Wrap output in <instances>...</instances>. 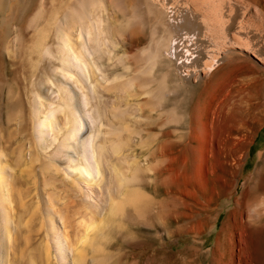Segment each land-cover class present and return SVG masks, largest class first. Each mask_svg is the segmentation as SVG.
<instances>
[{"label": "rangeland", "instance_id": "rangeland-1", "mask_svg": "<svg viewBox=\"0 0 264 264\" xmlns=\"http://www.w3.org/2000/svg\"><path fill=\"white\" fill-rule=\"evenodd\" d=\"M77 2L0 0V162L17 255L28 247L42 264H73L69 246L94 220L87 234L104 224L107 240L90 248L100 256L114 243L101 264H230L232 251L235 264H264V0H228L226 43L199 30L195 0H89L88 17L72 8ZM215 2L213 15L226 20L227 0ZM159 5L176 10L177 27ZM185 33H197L199 49L180 47L184 66L167 65L159 52L151 59L155 46ZM228 39L249 41L257 54ZM185 51L197 58L184 63ZM213 57L210 74L187 80ZM84 143L100 174L97 185L76 187L72 168L84 164ZM113 168L131 179L129 196L119 195ZM109 192L131 219L125 230L109 232ZM80 202L92 218L76 213ZM159 202L166 215L153 221Z\"/></svg>", "mask_w": 264, "mask_h": 264}, {"label": "bare ground", "instance_id": "bare-ground-1", "mask_svg": "<svg viewBox=\"0 0 264 264\" xmlns=\"http://www.w3.org/2000/svg\"><path fill=\"white\" fill-rule=\"evenodd\" d=\"M119 1V0H118ZM192 1V0H191ZM217 1V0H216ZM222 3L224 4V0H221ZM72 3V1H70ZM92 2V1H91ZM115 2V1H114ZM194 2V1H193ZM219 2V1H218ZM228 2V0H227ZM232 2V1H231ZM234 2V1H233ZM68 3V2H67ZM87 3H89V0H78L77 4H72V8L76 9V12H77V9H80L79 11L82 12L83 14H85L87 17L92 13V10H86V5ZM155 3V1H154ZM221 3V4H222ZM235 3V2H234ZM216 5V2L214 3V0H195V3H194V8H193V11L195 12V16L196 18L199 17V19H203V22H204V27L202 25H200L201 27L199 28V30L201 31L202 29H205V33H209V36L210 37H213V36H218V38H221V39H218V40H221L222 42H225V40H227V36L225 33L226 32V26L227 24L230 22V19H231V16H232V11H233V6L231 3L228 2V14H227V18L226 20L224 19V16L222 17V14L220 12L221 15L219 16H216L215 14H217V11L221 10L219 9L220 8V3H219V7L218 9L214 6ZM70 5V3H69ZM119 5V4H118ZM122 5V4H121ZM89 6V5H88ZM116 6V5H115ZM161 5H159L158 8H160ZM164 6V5H163ZM163 6H161L160 9L163 10V15H164V18L167 19L169 25H173L174 27H177V23L179 22H174V20L172 19L173 16H175V9L173 7H168V8H163ZM214 6V7H213ZM67 7V6H66ZM136 7V5H135ZM223 7V5H222ZM221 7V8H222ZM70 8V6H69ZM119 8V7H118ZM212 8H216V10H213ZM223 9V8H222ZM63 10V9H62ZM215 11V14L213 15V11ZM74 11V13H76ZM200 14H199V13ZM68 13V12H67ZM66 13V15H68ZM79 13V12H77ZM197 13V14H196ZM212 13V14H211ZM80 14V13H79ZM79 14H76L75 16H77L76 19H80L78 18V15ZM64 15V14H62ZM82 15V14H81ZM213 16V17H212ZM215 16V17H214ZM85 17V16H84ZM132 17V16H130ZM69 18V17H68ZM75 18V17H73ZM72 18V19H73ZM83 18V17H81ZM129 18V17H128ZM215 18V19H214ZM70 19V18H69ZM71 19V20H72ZM89 19V18H88ZM132 19V18H131ZM198 19V20H199ZM215 21H214V20ZM217 19V20H216ZM75 20V19H74ZM129 22V20H128ZM202 22V23H203ZM215 22V25L214 23ZM72 23V22H70ZM75 24V23H73ZM78 26L80 27H84V20L83 19H80L78 21ZM94 24V23H93ZM130 24V23H129ZM128 26V25H127ZM130 26V25H129ZM77 27V26H76ZM130 31H129V37L130 36H135L137 33L138 30H136V25L135 24H132L131 23V26H130ZM85 30V29H84ZM59 35L62 37V47L63 49L67 50L70 52V38H69V33L67 35L66 31H63V30H60L59 31ZM185 36H182L181 40L180 41H177V39H171L169 41V44L167 46H155V48L153 49L154 51L152 52L151 54V59L152 60H155L156 58V54L159 52V54L162 56L163 60L166 62L167 65H170L174 62L177 63V66L179 64L183 65V61H178L180 59L179 55V51H180V47H182V45H184V47L187 45V46H193V49L192 50H196L198 51L197 49V33H193V34H184ZM208 36V35H207ZM206 36V37H207ZM135 38V37H134ZM132 39V38H130ZM229 40V44H227L228 46H231V47H239V49H243L244 52L246 53H249L253 56H255L256 54L254 52H256V50H252L253 47H251L250 43L248 42H244V43H239L238 41L236 43H230V39ZM182 42V43H181ZM233 42V41H231ZM221 43V42H220ZM226 43V42H225ZM226 46V45H225ZM183 47V48H184ZM222 47V46H221ZM186 48V47H185ZM225 48V47H224ZM182 50V49H181ZM189 50V49H188ZM201 50V49H200ZM199 50V51H200ZM221 50V49H220ZM230 49L227 48V49H224L223 52L224 54L230 52L229 51ZM187 52V51H185ZM72 54H70L71 56L74 55L75 53L74 52H71ZM74 53V54H73ZM68 54V53H67ZM220 55V54H219ZM187 57L185 60H184V63H192L194 59H196L197 57L193 55V52H187ZM219 58V57H218ZM218 58L214 57L212 59L214 60H211L210 63H207V65H204V67L199 71V70H196L194 69L193 72L191 73H187L188 74H185V76L187 77V80H190V78L192 79H198L199 77L201 76H207L208 74L211 73V71L215 68V66L217 65V62H218ZM257 58V57H256ZM258 59V58H257ZM264 59V58H263ZM178 61V62H177ZM187 61V62H186ZM258 61H260L261 63H264V60H261L258 59ZM192 65V64H191ZM184 66V65H183ZM179 67V66H178ZM195 68V67H194ZM191 75V76H190ZM190 76V77H189ZM186 79V78H185ZM170 113H174V109L169 111ZM51 117L52 115H48L46 117V121L48 120H51ZM47 122L43 121L42 124H41V127H45ZM82 128V127H81ZM78 129H74L70 134L71 136H76V133H77ZM80 131V129H79ZM42 133V132H41ZM40 137L42 138V135H40ZM83 145V151H84V154L82 155V159H84V164L80 167H73L72 168V173L74 174V179L75 182L73 185H75L76 187L77 186H80V183L82 182H86L89 185H92V184H96L97 185V181H96V176H99L100 174V171H99V166L95 159V157H97V154L96 152L93 150V147H92V144L91 146H89V144H82ZM90 147V148H89ZM121 148L122 147V143L121 142H117V144L114 145V148ZM259 157H261V155H259ZM114 172V178H115V183H116V189L118 190V193L119 195H128L131 194V192H129V189L131 187V179H127L125 176H123L122 173H119L118 170L114 169L112 170ZM232 171H235V168H232ZM261 175V168L257 170L256 172V177L259 178V176ZM6 171H5V167H3L1 165V162H0V212L2 211L4 213V215L0 213V264H42L41 263V256L39 254H36V251L37 249H32V250H28V247H27V250L26 252L24 251L25 248H23L22 246V243H21V247L24 249H22V251L20 252L19 255H17V253L15 252L16 248L18 247H15V245L12 243L11 241V238H10V234H11V228L9 227L10 226V218L8 216V210L6 208V204L8 203L9 204V195H7V193H4V189L6 187V184H7V180L5 179L6 177ZM8 179V178H7ZM88 180V181H87ZM81 183V184H82ZM100 184V183H99ZM94 185V186H95ZM100 187V186H99ZM101 189V188H100ZM122 196V197H123ZM142 199V198H141ZM108 201H109V205H110V208H109V232H112V231H115V230H125V227L126 225L124 224L125 222L129 223V219L128 217L126 216H123V210L121 211L120 208L118 207L119 206V201H117V198L115 199L114 196L112 195V193L109 192V198H108ZM144 201V202H143ZM148 201V200H147ZM142 202L145 203L146 201L144 200V198L142 199ZM148 202H151V201H148ZM123 203V202H122ZM152 203V202H151ZM125 204V203H123ZM84 205H86V202H80L78 203V209H84L83 212L82 211H79L78 209L76 210V213L78 215H91V206L88 205L87 208H84ZM120 205L121 204V201H120ZM127 205V204H125ZM148 205H151V204H148ZM147 205V206H148ZM159 205L161 206L160 207V211L159 213L157 214V216L153 217V218H150L151 220H158L162 217V215L166 212L165 208L167 207H163V202L160 203L159 202ZM124 206V205H123ZM146 206V205H145ZM146 206V207H147ZM260 209L258 211V214H260V212L263 210L264 208V199H263V202L260 203ZM137 211L139 212H142L140 210V208L138 207H135ZM89 210V212H88ZM264 211V210H263ZM75 213V212H74ZM88 213V214H87ZM93 215V214H92ZM92 215L90 218H92ZM122 215V219H118L117 217ZM166 215V213H165ZM164 215V216H165ZM95 216V215H94ZM93 216V217H94ZM163 216V217H164ZM162 217V218H163ZM161 218L162 221H164L163 219ZM87 220V218H86ZM136 222V221H135ZM89 223V224H88ZM87 223V226L84 227L85 229H83V231L81 232V234H78V236L76 237V245L75 244H71V246H69V248L71 249L72 251V263L73 264H85V262H87L88 260V256L90 254V257H91V264H101L102 261L104 260H107L109 258V260L111 258H113L112 256V253H111V250L114 249V243L113 241L109 238V252L108 251H105L104 253H102L100 256L96 253L95 249H92L90 247H93L92 245L93 244H96L97 240H101V244L104 243L103 240H105V238L107 237L106 235V230H105V226L103 224V228L102 227H99V229L94 232V230H92L94 232L93 235H90L89 236V233L87 234V231H89L93 225L95 224L94 220L90 221ZM134 223V222H133ZM165 223V222H164ZM102 224V223H101ZM131 224V223H130ZM145 224V223H144ZM166 224V223H165ZM133 225V224H131ZM149 225V224H148ZM152 226V225H151ZM156 226V225H155ZM154 226V227H155ZM96 226H94L93 228H95ZM92 228V229H93ZM105 230V232H104ZM86 232V235H84ZM197 233V232H196ZM92 234V233H90ZM199 234V233H197ZM242 233H238V240L237 242H234V243H238L240 246L242 245V242H243V239H242ZM106 235V236H105ZM236 235V234H235ZM235 239V238H234ZM83 240V242H82ZM107 240V239H106ZM105 240V242H106ZM112 243H111V241ZM233 240V239H232ZM231 240V241H232ZM103 241V242H102ZM99 242V244H100ZM115 243L117 241H114ZM25 243V241L23 242ZM98 243V242H97ZM118 243V242H117ZM233 244V243H232ZM27 245V243H25V246ZM79 245H81V247H79ZM24 246V247H25ZM237 246V244H236ZM239 246V247H240ZM79 247V248H77ZM106 247V246H105ZM236 248V247H235ZM92 249V250H91ZM225 249V248H224ZM239 250V249H238ZM249 250V249H248ZM29 251V252H28ZM227 251V249H226ZM231 251V250H230ZM28 252V253H27ZM47 253L48 255L51 254V251L47 250ZM239 253V252H238ZM225 255V254H224ZM226 256V255H225ZM230 264H235L236 260H240L238 259V257H235V254L234 252L232 251L231 252V255H230ZM225 258V257H223ZM245 258V257H244ZM249 258V257H248ZM247 259V258H246ZM224 260V259H223ZM249 261V259H248ZM251 261V260H250ZM252 262V261H251ZM250 262V263H251ZM248 263V262H247ZM240 264V261L239 263Z\"/></svg>", "mask_w": 264, "mask_h": 264}]
</instances>
